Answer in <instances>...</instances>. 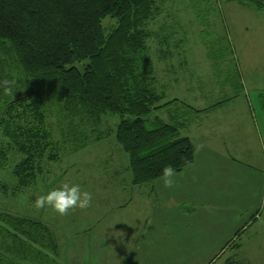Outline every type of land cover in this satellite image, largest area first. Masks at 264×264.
<instances>
[{"label":"trees","instance_id":"1","mask_svg":"<svg viewBox=\"0 0 264 264\" xmlns=\"http://www.w3.org/2000/svg\"><path fill=\"white\" fill-rule=\"evenodd\" d=\"M161 1L0 0V171L9 156L21 157L11 169L17 191L35 187L64 150L75 154L111 133L127 156L132 186L193 162L194 147L180 135L187 106L164 102L148 57L146 26ZM224 1L264 12V0ZM105 19L114 23L108 33ZM52 103L71 122L60 144L47 127ZM153 113L167 114L169 123ZM114 116V129L99 131ZM49 255L58 257L59 245L48 226L0 213V264H44Z\"/></svg>","mask_w":264,"mask_h":264},{"label":"rangeland","instance_id":"2","mask_svg":"<svg viewBox=\"0 0 264 264\" xmlns=\"http://www.w3.org/2000/svg\"><path fill=\"white\" fill-rule=\"evenodd\" d=\"M156 7L158 12L146 26L150 33L146 43L148 57L156 78L155 89L163 92L164 102L177 99L188 107L184 109L187 117L182 121L185 126L181 137L191 134L193 138L199 118L210 119L196 116L197 110L207 111L219 103L220 108L213 114L220 117L217 119L221 124L216 127L221 132L241 131L236 123L229 125L226 120L231 116L237 120L243 112L252 134L250 144L246 143L249 156H230L256 170L262 168L264 108L259 99H264V12L224 0H162ZM113 25L109 19L102 22L105 33ZM50 110L47 127L60 144L61 132L68 134L71 122L54 103ZM154 116L170 121L164 113H153ZM102 121L99 131L113 130L118 119L105 117ZM3 144L0 135V147ZM64 151L59 162L48 164V173L26 191H17L11 176L12 165L21 157L9 156L8 165L0 171V213L29 218L49 227L57 239L59 256L49 255L50 261L44 264H115L124 252L117 250L122 249L117 238L120 228L140 208L130 188L143 189L147 185H131L127 156L115 142L114 133L75 154ZM251 158L257 159L256 164ZM64 182L79 184L91 194L87 208H73L59 215L50 208L34 206L37 197ZM256 200L253 195L251 214L243 212L235 221L248 223L256 210L257 219L227 244L215 264H264V200ZM123 202L127 203L126 208L114 214ZM70 244L73 250L69 249Z\"/></svg>","mask_w":264,"mask_h":264},{"label":"crops","instance_id":"3","mask_svg":"<svg viewBox=\"0 0 264 264\" xmlns=\"http://www.w3.org/2000/svg\"><path fill=\"white\" fill-rule=\"evenodd\" d=\"M259 102L264 108V99ZM219 106L197 110L200 113L196 116L206 115L210 119L199 118L194 141L193 135L184 136L194 147L193 162L176 173L171 188H164L159 179L143 189L130 188L140 208L120 228L117 238L122 249L117 250L124 252L115 264H215L227 244L234 241L237 231L243 229L241 236L257 219L259 204L252 207L256 211L248 223L235 221L243 212L251 214L253 195L256 202H263L264 166L256 170L230 156H249L246 143L250 144L252 134L243 112L237 120L233 116L226 120L229 125L236 123L241 131L217 130L220 117L213 112ZM256 161L253 159L252 164ZM126 206L123 202L114 214L118 215ZM69 249L73 250V244Z\"/></svg>","mask_w":264,"mask_h":264},{"label":"clouds","instance_id":"4","mask_svg":"<svg viewBox=\"0 0 264 264\" xmlns=\"http://www.w3.org/2000/svg\"><path fill=\"white\" fill-rule=\"evenodd\" d=\"M175 175L176 172L173 167H164L159 178L162 186L166 189L171 188L174 184ZM91 199V194L82 190L79 184L64 182L59 187H54L37 197L34 206L37 209L47 207L59 215H65L73 208H87Z\"/></svg>","mask_w":264,"mask_h":264}]
</instances>
